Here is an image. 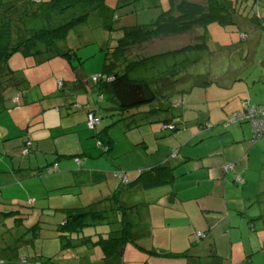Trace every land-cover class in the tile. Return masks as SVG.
<instances>
[{
	"label": "rangeland",
	"instance_id": "rangeland-1",
	"mask_svg": "<svg viewBox=\"0 0 264 264\" xmlns=\"http://www.w3.org/2000/svg\"><path fill=\"white\" fill-rule=\"evenodd\" d=\"M102 1L104 5L99 12L92 13L85 22L77 25L71 31L65 41L59 42V47L62 49H68L69 46L75 48L74 50L78 53L77 59H69L65 56L44 59V57L25 55L20 50L14 52L8 59L7 64L9 68L18 70L28 80V90L27 97L21 95L19 102L16 103L12 99L16 95L14 90H7L3 94L5 99L0 97V182L1 180H9L10 176H15L12 174V168L9 169L12 166V161H16V159H18L17 161H23L25 159V156L22 154L23 135L27 130H30L32 134L34 129L40 124L41 114H49L51 112L49 109L45 111L44 108L50 106L54 101L63 99L60 92L64 90H59L57 78L61 77L67 84L72 76L74 77L77 74L79 81L84 80L89 86H93V77L101 74L104 61V50L102 47L109 42L112 44L115 40L114 38H116L113 31L109 30L110 24L109 19H107L108 12L105 6H108L115 12L114 29H119L124 25L148 23L169 7V0H134L129 5L125 4L124 0ZM74 12L75 10L71 9L62 15H57L53 19L54 24L68 20L74 15ZM26 22L33 28H39L47 24L46 20L42 18L27 19ZM250 27L251 33L249 34L248 41L242 42L238 38L237 25L229 26L231 30H228V32L216 23L208 26L209 45L212 48H216L214 47L215 43L234 44L238 50L234 51L232 56H225L219 53L214 54L208 48L200 51L187 49L168 57L165 66L175 69L173 72H180L182 70L179 74V77H182L179 87L182 90L187 89V92L183 94L176 93L172 97L174 101H171L174 104L176 102L181 104L182 101L180 99L184 98V105H181L186 111L187 131H190V127L194 130L197 129L198 119L196 116L199 115V112H205L208 108L214 107L218 100H220L221 95L216 92L215 88L218 86V83L231 78L235 68L239 67L241 72H249L250 69L260 68L261 64L258 62L260 60L264 61V30ZM195 34L186 33L156 38L154 46L158 45V48L162 50L179 49L183 44H194L195 39L193 38ZM151 48H153L152 45ZM185 58H188L186 63L181 65L180 62ZM161 66H164L163 62L160 65H154V67H140L132 74L133 76L152 78L159 73ZM76 67L79 68L78 71L75 70ZM80 68H82V72ZM224 68H227V70L221 73ZM206 78H210L213 81L212 85L202 87L200 83H203ZM68 85L64 88H72L71 86H73L71 83ZM94 95L97 96V93H94ZM75 98L78 99L79 97L75 96ZM51 106L53 108L56 105ZM81 113L83 111H78L79 115L76 116L79 117ZM34 115L36 116L29 120V117ZM77 121L78 119L73 120L72 127L79 130L81 140L78 143L76 135H74V139L77 141L72 145L70 143L73 141L71 138L72 134L69 135L68 132L63 135L60 134L59 143L64 144L61 150L66 152V157L68 158L61 159L62 161H59V164L63 165L68 161L76 163V159L73 156L84 154L88 159L87 162H91L92 167L103 168L104 164H107H103V161H105V157H108L111 161L109 169L116 168L114 171L117 172L127 170L131 175L138 171L134 168L142 164L139 162L144 158L143 152L146 151L140 144L141 136L144 133L152 134V124L130 129L126 127V123L121 121L118 115L111 117L110 115H104L100 120L101 123L97 125V132H102V137L104 138L110 136L112 139V148L110 151H106L107 148L102 144L100 145V136L96 135L94 131L89 130L86 123L84 124L81 121L76 124ZM234 125L236 124H230V126ZM227 128L228 130L232 129L230 127ZM241 131L247 133V138L245 140L241 138V141L235 145L238 149L245 148V152L250 151L249 156L252 167H263L264 136L256 139L254 142L252 141L253 134L248 126H244ZM161 134L160 131L158 135L161 136ZM160 141H164V138H161ZM206 141L199 142L194 140L189 143L188 148L197 153L205 148L203 143ZM229 141L230 139L225 136L219 140H215L214 146L217 147ZM196 142L198 144H195ZM243 142H246L245 146L242 145ZM154 145L155 142H151V151H148L149 153L155 150L152 149ZM162 149L165 150L163 147ZM49 150L48 146H45V150L42 151H47V160L53 162L55 157H53L54 154L52 155ZM144 155L151 159V164L153 155L146 152ZM32 157L35 159L34 152L32 153ZM215 158L220 160L222 156L218 155ZM88 166V163H83V167L87 169H83V172L80 173L75 171L80 169L78 168L79 165L78 167L73 166L66 169L72 173V183L65 188L69 193L52 191L46 194L43 182L46 181L50 187H54L57 182L55 178L56 174H53L54 172L45 173L41 176L42 178L34 177L30 179L25 177V175L22 183H16L7 188L13 194L9 197L12 201H5L3 203L16 204L17 208L21 209V212L11 214L10 218H6L5 220L0 216V233L4 228H10L11 231L7 233L10 237L14 236L15 240L20 237L22 238L17 243L16 250L19 256L34 257L37 254L42 255L43 261H47L58 254L61 244L57 237L56 228L66 217V209L86 206L91 202L89 200L91 194L82 193L80 190L83 185H72L76 180H81V182H87L89 179L92 180L88 172L90 170ZM119 166L123 170L119 169ZM133 169L136 171H132ZM53 176L55 179H53ZM15 181L18 180L15 179ZM253 184L246 194H254L256 200L254 205L256 206L254 207L255 210L252 211H258V209H264V174L260 178H257ZM233 185L235 189L242 187L241 183L238 182L233 183ZM5 188H3L4 192ZM92 189L89 186L84 188L85 192ZM79 190L80 193H78ZM228 194H231L229 197H232V193ZM3 196L1 197L4 198ZM29 197L35 199L32 205L28 202ZM117 199L119 198L117 197ZM0 202H2L1 198ZM103 204L111 207L115 203L107 201ZM249 215L251 216L250 218H242V223L238 222L240 216L233 217L232 223L226 217L224 220L215 223L210 230L212 240H209V237L196 239L192 236L199 241L198 247L202 250L197 251L199 254L197 259H192L190 262L191 258H187V262L191 264L202 259L204 264H264V218H260L259 213H249ZM15 216L23 217V224H15ZM221 216L224 217L225 215L221 214ZM2 222H5L7 227L2 228ZM36 224L39 225L38 228H36ZM110 226L112 227V224ZM28 227L36 228L35 236L37 238L33 237V230L28 231ZM194 234L198 238H203L197 233ZM211 242L214 243L212 244L214 245V251L211 252L209 250L208 253L205 248H208ZM9 244L11 243L9 242ZM163 249V245H159L158 249L154 251H146L148 254L147 263L172 264L174 260L180 259V257L171 256V253L174 252L171 250L162 253L164 252ZM128 255L129 250L124 254L127 264L129 263Z\"/></svg>",
	"mask_w": 264,
	"mask_h": 264
},
{
	"label": "trees",
	"instance_id": "trees-1",
	"mask_svg": "<svg viewBox=\"0 0 264 264\" xmlns=\"http://www.w3.org/2000/svg\"><path fill=\"white\" fill-rule=\"evenodd\" d=\"M125 1V4H129L134 0ZM103 5L104 2L102 0H1L0 97H3L7 90H14L16 95L12 99L16 103L21 95L26 96L27 94L28 80L18 70L9 68L7 64L8 59L14 52L20 50L25 55L44 57V59L55 56L77 59L78 53L74 50L75 48L69 46L68 49H62L59 47V42L65 41L77 25L85 22L92 13L99 12ZM71 9L75 10L71 18L54 24L53 19L57 15H62ZM113 13L115 12L113 11ZM36 18L45 19L47 24L39 28H33L27 24V19ZM115 20L116 15L113 18H109V30L113 31V34L117 36L115 43L111 46L106 44L105 47H102L105 52L103 69L97 80L93 79V87L98 91L97 102H94L92 106L85 107L86 126L100 136V145H104L107 148L106 151L112 148V139L110 136L104 138L102 137V132H97V125L101 123L100 120L104 115H110V117L118 115L120 120L125 122L126 127L130 129L146 124H152L153 129L159 126V131L162 133L160 138L163 135L168 136L180 133L187 125V120L166 121L164 112L172 109L173 112L179 113L178 110L184 108L182 106L184 105V98L180 99L182 101L181 105L179 102L175 104L171 102L174 101L172 97L176 93L183 94L187 92V89L182 90L179 87V83L182 81V77H179V74L182 70L173 72L175 69L165 66L168 57L187 49L200 51L209 48L208 50L214 54L232 53V50L237 51L238 49L235 48L236 45L234 44L215 43L214 47L216 48H212L209 45L208 26L216 23L228 32V30H231L229 26L237 25L239 40L246 42L251 33L250 26L264 30V0H169V7L148 23L114 29L113 22ZM186 33H196L193 38L195 39L194 44H186L179 49L153 54L143 53V50H149L150 44L154 45L156 38ZM187 59H183L180 64L186 63ZM162 62L164 66H161L159 73L152 78L133 76L132 74L140 67H154V65H160ZM258 63H261V60ZM75 70L78 71L79 68L76 67ZM262 77L264 81V75ZM59 80H62L61 84ZM212 82L210 78H206L200 85L204 87L212 85ZM57 83L60 91L65 90L64 79H57ZM2 99L5 98L3 97ZM76 104L73 105L75 109L82 107L80 104ZM263 104L264 102L253 103L248 99H243L240 108L228 113L221 125L227 128L230 124H246L250 127L253 134L252 141L256 138H261L264 135L254 136L248 115L250 114L251 106L257 107ZM215 107L216 105L207 110L214 111ZM89 113H92L97 120L91 129L87 123ZM203 125L207 129L211 128L213 123L208 119L204 121ZM150 135L151 133H149ZM32 146L33 140L30 134L27 133V139H25L22 147V154L24 156L29 155ZM24 150H27V152L24 153ZM179 150L178 147L173 149L168 158L176 156ZM61 156L64 157L65 155ZM61 156L59 155L57 160H60ZM76 160L81 162L82 157L76 156ZM227 163H232L235 166L233 162ZM57 165V161L52 165H47L41 171L44 173L40 174L55 171ZM170 165L168 161H160L150 168L137 171L134 183L142 182L144 186H150L155 183H170L175 177V167ZM223 169L227 173L231 172L234 167L229 171H226L224 166ZM120 174H123L126 181ZM115 176L120 179L121 184L129 185L131 184L130 182H133V180L129 179L126 171H116ZM238 177L241 178V181L237 179ZM236 180L239 183L243 182L241 176H237ZM63 191L61 190V192ZM117 197L118 192L115 191L110 197L101 199L99 202L66 209V217L56 228L57 237L61 244L60 251L54 258H50L47 261H43L42 255L37 254L34 257L19 256L16 249L17 243L22 238L15 240L14 236L10 237L7 234L11 229L4 228L0 233V264H63L60 260L62 257L69 259L86 251L94 255L97 249L101 254L100 260H104L106 264L120 260L125 246L128 243H136V234L134 225L126 217L127 208L120 205ZM107 201H113L115 204L111 207L104 205L103 203ZM28 202L32 205L35 200L29 198ZM102 204L103 208L97 207ZM10 206L11 210L7 211V213L3 212L4 214L11 215L21 212V209L17 208L16 204H10ZM114 211H116V215L113 213ZM22 218L15 216V224H23ZM110 224H112V227ZM117 224H121V226L114 228ZM38 226L36 224V228ZM33 228L28 227V231L33 230V237L37 238L35 236L36 228ZM198 232L202 231H197L196 233ZM202 233L204 234L203 238L207 236V233ZM209 238L211 237L209 236ZM212 244L213 242H211ZM84 246L86 250L80 252L79 249ZM193 248L194 246H191L183 252L171 253V256L189 257ZM33 259L37 260L38 263L34 262Z\"/></svg>",
	"mask_w": 264,
	"mask_h": 264
},
{
	"label": "crops",
	"instance_id": "crops-1",
	"mask_svg": "<svg viewBox=\"0 0 264 264\" xmlns=\"http://www.w3.org/2000/svg\"><path fill=\"white\" fill-rule=\"evenodd\" d=\"M105 9L108 12L107 19L113 18V10L108 6H105ZM121 28H123V26H121ZM115 40L112 44L109 42L108 46L113 45ZM105 46L106 45H103V47ZM152 46L153 48H151L150 44L149 50H143V53L153 54L156 52L173 50H162L158 48V45ZM233 54L234 50H232V53L223 55ZM260 64V68L258 66L259 69L253 68L250 69L249 72H241L239 67L235 68L231 78L218 83L215 90L221 95V98L216 103L214 111L209 109L206 112H199V115L196 117L201 122L198 121L200 125L198 124L196 130L190 127V131H187L186 125L180 133L170 136L163 135L161 138H164V141H160L161 138L158 139L160 137L158 135L160 131L158 128L159 126H157L153 129L154 134L149 136V133H144L141 136L142 142H140V144L146 151L143 152L144 158L139 162L142 164L136 166L137 168L134 169L141 171L158 164L160 161H168V163L171 164L170 166L175 167V177L170 183H155L150 186H144L142 182L134 183L137 172L131 175L129 171L123 170L119 166V169L126 171L129 179H131V181L133 180L129 185L121 184L120 179L115 176L116 171L114 170L116 168L109 169L111 161L108 157H105V161H103V164L107 163L104 164L103 168H96L91 166V162H87L88 159L84 154L73 156L75 159L76 156L82 157L81 162L75 160L79 167L74 161H68L63 165L58 163L57 171L55 169V171H53L54 173L51 172L56 174V176H54L57 182L54 187H50L46 181L43 182L46 194L52 191H56L57 193H69L65 188L72 183V173L66 169L75 166L80 168L79 170H75L80 173L83 172V169H87L83 167V163H88L90 169L88 172L93 181L91 179L87 182L76 180L72 185H83L80 190L82 193L91 194V197H89L90 203L99 202L101 199L108 196L110 197L115 191L118 192L120 205L127 208L126 217L129 218L130 222L134 225L136 243H128L125 246L122 258L110 262L109 264H127L124 256L127 250H129L128 264H148V254L146 251H154L158 249L159 245H163L164 252L162 253L169 250L174 251L173 253H180L194 246L190 251L191 256L180 258L172 262V264H190L192 259H197L199 257L197 251L202 250L198 247L199 241L196 239H204L212 236L210 230L215 223L224 220L225 217L232 223L233 217L235 216H240L238 222L242 223V218L251 217L249 213H259V217L264 218V209L252 211L255 210L254 207L256 206L254 205L256 203L254 194H246L248 192L247 190H250L254 185L253 182L264 174V166L261 168L252 167L250 164V151L245 152V148L238 149L235 145L241 141V138L244 140L247 138V133L241 130H243L244 126L248 125L236 124L234 126H229L232 128L230 130L221 125L228 113L240 108L243 99H248L253 103L264 102V81L262 77L264 75V61H261ZM80 70L82 72V68H80ZM226 70L227 68H224L221 73ZM217 74L219 73L217 72ZM59 78L61 77L57 79ZM64 82V87L69 86L68 84L71 83V85H73L71 86L72 88H64L65 90L60 92L63 99L61 98L62 100L54 101L50 106L44 108L45 111L49 109L51 112L49 114H41L40 124L34 129L32 134L30 130L26 129L27 132L23 135L22 147L24 146L25 139H27V133L30 134L33 140L30 154L25 156L23 161H17L18 159L12 161V166H10L9 169L12 168V174L15 176H10L9 180H1L0 182V198L2 200V202H0V216L3 220L11 216L3 213H7V211L11 210L10 204L3 203L5 201H12L9 197L13 194L10 190H7V188L16 183H22L25 175L30 179L34 177L42 178L41 176L44 174L40 173H44L41 171L47 165H52L56 161L59 162L68 158L66 157V152L61 150L64 144L59 143L61 138L60 134L63 135L66 132H68L69 135L72 134L71 138L73 141L70 142L72 145H74L77 140L78 143L81 140L79 130L72 127L73 120L78 119L76 124L81 121L85 124V107L92 106L94 102H97V97L94 93L98 94V91L93 86H89L84 80L79 81V76L77 74H75L74 77L72 76L68 81L69 83L67 82L66 84L65 80ZM75 96L79 98L76 99ZM25 97H27V95ZM74 103L80 104L82 107L75 109L73 107V105H75ZM51 105L56 106L52 108ZM78 111H83L79 117L76 116L79 115ZM178 111L179 113L173 112L172 109L165 111L166 121L187 120L184 108ZM35 116L36 115L29 117V120ZM208 119L211 120L213 126L206 129L203 123ZM187 133H189V135H187ZM74 135H76L77 140L74 139ZM225 136L229 138L230 141L215 147V140H219ZM154 139L158 140L155 141ZM194 140L199 142L207 140L203 143L205 148L197 153L190 150L188 145ZM151 142H155L152 148L155 150L149 153L148 151H151ZM195 144H198V142ZM245 144L246 142L242 143L243 146H245ZM45 146H48L50 149L49 152L55 155H53V157H55L53 162L47 160V151H42L45 150ZM162 147L165 148V150H163ZM177 147L180 149L179 153L176 156H170V158H168L172 150ZM33 152L35 153V159L32 157ZM145 152L153 155L151 164V159L144 155ZM59 155L65 156H61L60 160H57ZM218 155L222 156L220 160L215 158V156ZM227 162H233L235 166L231 172L226 173L224 172L223 166ZM134 169L132 171H136ZM54 176L53 179H55ZM237 176H241L243 182L241 183L242 187L235 189L233 183L238 182L236 180ZM15 179L18 181H15ZM88 186L93 189L85 192L84 188ZM4 187H6L4 189L5 192L3 191ZM61 190L64 191L61 192ZM80 190L78 193H80ZM6 192L7 194L5 195ZM228 193H232V197H229L231 194ZM97 207L103 208V204ZM113 213L116 214V211ZM221 214L225 216L222 217ZM2 225V228L6 226L3 222ZM120 226L121 224H117L114 228H119ZM197 231L205 232L207 236L198 238L194 234ZM210 239L211 238H209V240ZM84 250H86L85 246L79 249L80 252H84ZM97 250L94 255L86 251L78 256L74 255V257L69 259L62 257L60 260L63 264H106L104 260H100L101 254ZM205 250H207L208 253L209 250L211 252L214 251V245L210 243V246L205 248ZM130 255H132V257H130ZM187 258H191L190 262H187ZM33 261L38 263L35 259H33ZM202 261L201 259L191 264H204Z\"/></svg>",
	"mask_w": 264,
	"mask_h": 264
},
{
	"label": "built area",
	"instance_id": "built-area-1",
	"mask_svg": "<svg viewBox=\"0 0 264 264\" xmlns=\"http://www.w3.org/2000/svg\"><path fill=\"white\" fill-rule=\"evenodd\" d=\"M98 75L94 76L93 79L97 80ZM59 83H62V80H59ZM248 106V105H246ZM245 117V116H244ZM250 119V124L252 126V130L254 133V136L256 135H264V104L260 106H251L250 107V114L248 115ZM96 119L92 113H89L87 118L88 127L91 129L96 124ZM257 139V138H256ZM255 139V140H256ZM254 140V141H255ZM27 152V150H24V153ZM234 167L232 163H227L224 165V168L226 171L231 170ZM120 176L126 181V178L123 177V174H120ZM239 181H241V178H237ZM199 236H204L202 232L197 233Z\"/></svg>",
	"mask_w": 264,
	"mask_h": 264
}]
</instances>
